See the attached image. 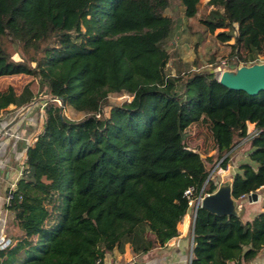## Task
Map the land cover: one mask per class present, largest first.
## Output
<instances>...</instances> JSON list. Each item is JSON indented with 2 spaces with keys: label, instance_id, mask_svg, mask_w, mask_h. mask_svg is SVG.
<instances>
[{
  "label": "trees",
  "instance_id": "obj_1",
  "mask_svg": "<svg viewBox=\"0 0 264 264\" xmlns=\"http://www.w3.org/2000/svg\"><path fill=\"white\" fill-rule=\"evenodd\" d=\"M179 2L186 17L197 14L200 0ZM207 2L199 21L210 32L222 28L219 39L233 38L229 65L257 61L264 0ZM167 6L168 0H0V76H37L51 96L10 189L6 204L21 233L0 248V264H103L107 251L126 242L146 251L177 235L198 195L220 183L209 173L212 155L202 157L184 141L185 128L198 120L209 121L220 167L229 162L235 133L248 137L247 124H254L249 161L232 173L231 194L239 200L263 188L264 89L228 88L208 68L167 72ZM6 39L36 55L14 59ZM115 92L131 97L103 111ZM33 96L27 83L19 93L8 84L0 89V111ZM65 107L82 115L67 116ZM259 201L249 218L198 205L188 264L254 259L264 248V197Z\"/></svg>",
  "mask_w": 264,
  "mask_h": 264
},
{
  "label": "rangeland",
  "instance_id": "obj_2",
  "mask_svg": "<svg viewBox=\"0 0 264 264\" xmlns=\"http://www.w3.org/2000/svg\"><path fill=\"white\" fill-rule=\"evenodd\" d=\"M210 8L211 5L208 4L207 0H200L197 14L192 17H186L184 15L183 6L179 0H168L166 13L173 20V29L164 43V46L171 54L170 62L166 67L167 72L182 74L186 73L189 69L208 68L209 70L214 69L216 76H219L223 70L232 71L229 67L228 58L231 49L230 43L233 42V38L223 41L216 36V32L222 28H216L214 32H210L199 21V18L205 16ZM5 45L11 52L12 57L17 60H28L36 55L33 47L21 49L17 43L8 39H6ZM257 61L264 62V53H260ZM251 63L252 62H248L247 64ZM31 64H34V61H31ZM241 65L244 64L239 63L238 67ZM26 83L29 84L34 91L33 99L26 104L36 100L38 102L36 107L42 106L43 108L45 101L50 100L51 96L47 87L39 84V78L37 76L13 74L0 77V89H4L8 84H11L14 86L17 93L22 90ZM130 97L131 96L128 97L124 93H111L107 103L103 106V111L107 112L111 103L120 102ZM55 102L59 103L60 101L56 100ZM63 112L72 118H78L82 115L81 112H76L68 107H65ZM208 125V120L192 122L183 132L184 141L188 147L198 151L202 157L212 155V159L207 161L210 170L209 173L210 175L216 174L219 181L222 182L228 177L231 178L233 171L238 169L239 163L249 161L248 151L250 145L247 137H240L235 133L234 144L229 151V161L233 166L231 170L227 171L225 174L220 173V161L218 159L216 160V150L213 147V140ZM247 128L249 131L252 130L253 123H248ZM256 194L258 199L247 201L248 195H245L239 200H236L243 209V218H249L251 213L253 214V212L259 209L258 201L264 197V186Z\"/></svg>",
  "mask_w": 264,
  "mask_h": 264
},
{
  "label": "crops",
  "instance_id": "obj_3",
  "mask_svg": "<svg viewBox=\"0 0 264 264\" xmlns=\"http://www.w3.org/2000/svg\"><path fill=\"white\" fill-rule=\"evenodd\" d=\"M37 103L34 100L24 106L10 104L0 111V236L11 240L8 245L16 241L15 236L21 230L14 223L13 212L7 207L6 191L20 178L27 146L41 129L44 113L42 106L36 107ZM194 208L195 204L179 220L178 234L165 243L139 251L126 242L122 250L107 251L103 264H188L192 255ZM242 264H264V248L254 259Z\"/></svg>",
  "mask_w": 264,
  "mask_h": 264
},
{
  "label": "water",
  "instance_id": "obj_4",
  "mask_svg": "<svg viewBox=\"0 0 264 264\" xmlns=\"http://www.w3.org/2000/svg\"><path fill=\"white\" fill-rule=\"evenodd\" d=\"M229 67L232 71L223 70L217 76L218 80L228 88L241 89L249 94H256L264 89V62L254 61L251 64H244L239 67L238 65H230ZM210 72H214V69H210ZM256 198V192L248 194L249 200ZM198 205L220 215L233 214L241 216L243 214V209L231 194V178L229 177L225 181L220 182L213 192L199 194L195 202L194 216Z\"/></svg>",
  "mask_w": 264,
  "mask_h": 264
},
{
  "label": "built area",
  "instance_id": "obj_5",
  "mask_svg": "<svg viewBox=\"0 0 264 264\" xmlns=\"http://www.w3.org/2000/svg\"><path fill=\"white\" fill-rule=\"evenodd\" d=\"M127 96L129 97L130 95H127ZM97 115H99V113H97ZM255 132H256V128L254 127V124H253V129L249 131L248 137L253 135ZM232 166H233L232 163L229 161V162H227V164L224 167H219V171H220V173L225 174L227 171L231 170ZM23 168H24V164H23L22 170H23ZM22 170H21V173H22ZM13 187L14 186H10L7 189V191H6V202L9 201V199H10V197L12 195L11 192H10V189L13 188ZM191 192H192V186H188L184 190V194L187 195V196H189ZM198 197H199V195H198ZM198 197L196 198V200L198 199ZM196 200H195V202H196ZM189 203H192V198H190V197H189ZM10 242H11V240L9 238H6L4 236H0V248L5 247Z\"/></svg>",
  "mask_w": 264,
  "mask_h": 264
}]
</instances>
